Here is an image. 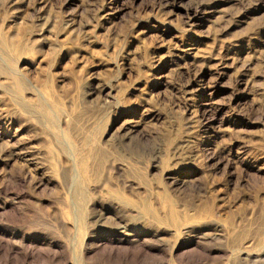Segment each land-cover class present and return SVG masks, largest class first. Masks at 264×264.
Returning a JSON list of instances; mask_svg holds the SVG:
<instances>
[{"label": "rangeland", "instance_id": "1", "mask_svg": "<svg viewBox=\"0 0 264 264\" xmlns=\"http://www.w3.org/2000/svg\"><path fill=\"white\" fill-rule=\"evenodd\" d=\"M0 264H264V0H0Z\"/></svg>", "mask_w": 264, "mask_h": 264}]
</instances>
